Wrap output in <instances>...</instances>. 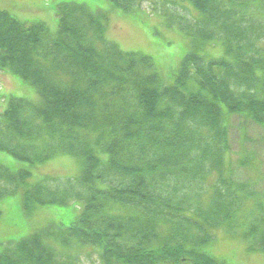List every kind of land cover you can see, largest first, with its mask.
Masks as SVG:
<instances>
[{
  "label": "trees",
  "instance_id": "obj_1",
  "mask_svg": "<svg viewBox=\"0 0 264 264\" xmlns=\"http://www.w3.org/2000/svg\"><path fill=\"white\" fill-rule=\"evenodd\" d=\"M143 1L111 4L128 15ZM181 1L201 15L194 48L221 41L225 58L207 61L194 50L171 84L138 72L154 68L151 57L105 41L106 14L63 3L51 39L43 23L0 10V71L30 83L41 99L36 106L10 99L0 152L30 167L62 155L83 161L81 191L71 180L55 189L56 178L31 183L29 170L0 165V200L20 194L26 215L48 206L79 211L70 225L0 253V264H74L75 252L88 248L100 264H219L202 251L217 229L241 231L250 250L264 252V194L230 179L225 165L229 117L264 129V56H251L264 53V26L246 13L256 3L264 12V0Z\"/></svg>",
  "mask_w": 264,
  "mask_h": 264
},
{
  "label": "rangeland",
  "instance_id": "obj_2",
  "mask_svg": "<svg viewBox=\"0 0 264 264\" xmlns=\"http://www.w3.org/2000/svg\"><path fill=\"white\" fill-rule=\"evenodd\" d=\"M31 6L29 0H0V10L7 11L20 20H22L20 14L32 12ZM260 7L256 3L246 11L247 15L254 19L250 24L264 26V12ZM104 11L109 10L104 8ZM104 11L100 14H106L108 18L104 23L105 41L117 45L125 53H140L151 57L154 68L147 71L140 67L138 72L144 75H159L165 84L174 82L179 65L184 57L194 50L207 61L225 58V49L221 41L205 43L194 48L191 38L195 23L201 15L189 2L144 0L141 8L135 13L124 14L128 17L112 16L103 13ZM59 25L56 27L51 24L45 25L51 39L57 38ZM92 39L88 40V43ZM94 45L102 50L99 42L96 41ZM251 56L260 59L264 53ZM132 96L126 93L125 99L134 106L135 99ZM11 98L27 100L34 106L41 103L34 86L12 72L0 71V116L8 107ZM227 125L231 150L225 158L226 174L235 182L251 183L257 193L264 194V129L240 116L229 117ZM93 138L94 136L89 137L90 140ZM246 159L249 162L243 166L242 162ZM0 165L12 172L29 170L32 174L31 183H37L43 177H52L57 180L51 183L53 189L71 180L76 190H83L77 183L83 168V161L79 157L62 155L42 165L30 167L27 163L0 152ZM78 216L79 211L74 207L55 206L37 207L31 215H26L20 194L4 198L0 200V253L10 250L13 252L19 241L35 232L51 226L70 225ZM165 232L166 230L163 231ZM241 234V231L233 234L225 229H217L212 232V241L202 251L219 264H264V252L259 249L250 250V245L242 239ZM74 258V264H100L98 251L91 248L75 252Z\"/></svg>",
  "mask_w": 264,
  "mask_h": 264
},
{
  "label": "crops",
  "instance_id": "obj_3",
  "mask_svg": "<svg viewBox=\"0 0 264 264\" xmlns=\"http://www.w3.org/2000/svg\"><path fill=\"white\" fill-rule=\"evenodd\" d=\"M29 2L32 4L30 7L32 12L20 14L19 17H21L22 20L18 19L12 14L19 21L25 22L27 24L44 23L47 26L50 24L54 27L58 26L59 19L56 9L63 3L85 5L94 14H100L102 11H104V8H106L109 11H104L103 13L111 14L112 16L128 17L120 10H114L111 0H29Z\"/></svg>",
  "mask_w": 264,
  "mask_h": 264
}]
</instances>
